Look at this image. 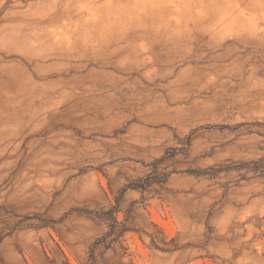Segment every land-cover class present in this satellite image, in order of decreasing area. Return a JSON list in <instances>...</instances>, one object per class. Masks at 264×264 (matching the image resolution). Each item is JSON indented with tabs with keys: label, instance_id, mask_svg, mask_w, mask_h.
Instances as JSON below:
<instances>
[{
	"label": "rangeland",
	"instance_id": "obj_1",
	"mask_svg": "<svg viewBox=\"0 0 264 264\" xmlns=\"http://www.w3.org/2000/svg\"><path fill=\"white\" fill-rule=\"evenodd\" d=\"M0 264H264V0H0Z\"/></svg>",
	"mask_w": 264,
	"mask_h": 264
},
{
	"label": "trees",
	"instance_id": "obj_2",
	"mask_svg": "<svg viewBox=\"0 0 264 264\" xmlns=\"http://www.w3.org/2000/svg\"><path fill=\"white\" fill-rule=\"evenodd\" d=\"M145 187H146L145 185H138V184L135 183V184L130 185V187H128V188H131V189H144ZM115 210H116V208H112V209H110L107 212L100 213L99 217H98V218H101V219H104V220L112 222L109 225L111 227V231L109 233L117 232L116 231L117 230L116 227L118 225V222H117V219L114 217V214L116 213Z\"/></svg>",
	"mask_w": 264,
	"mask_h": 264
}]
</instances>
